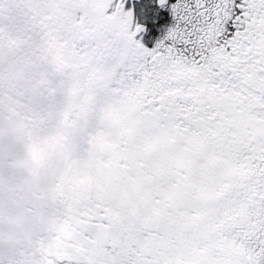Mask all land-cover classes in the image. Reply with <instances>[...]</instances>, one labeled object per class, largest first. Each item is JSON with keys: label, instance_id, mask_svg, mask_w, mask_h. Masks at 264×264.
<instances>
[{"label": "snow or ice", "instance_id": "obj_1", "mask_svg": "<svg viewBox=\"0 0 264 264\" xmlns=\"http://www.w3.org/2000/svg\"><path fill=\"white\" fill-rule=\"evenodd\" d=\"M0 264H264V0H0Z\"/></svg>", "mask_w": 264, "mask_h": 264}]
</instances>
